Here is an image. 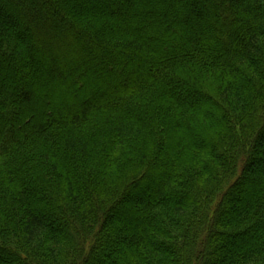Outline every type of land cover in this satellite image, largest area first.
<instances>
[{
	"label": "trees",
	"instance_id": "trees-1",
	"mask_svg": "<svg viewBox=\"0 0 264 264\" xmlns=\"http://www.w3.org/2000/svg\"><path fill=\"white\" fill-rule=\"evenodd\" d=\"M0 264H264V0H0Z\"/></svg>",
	"mask_w": 264,
	"mask_h": 264
}]
</instances>
